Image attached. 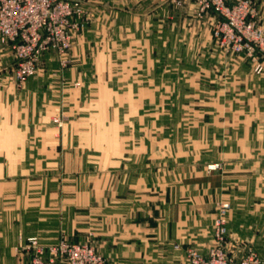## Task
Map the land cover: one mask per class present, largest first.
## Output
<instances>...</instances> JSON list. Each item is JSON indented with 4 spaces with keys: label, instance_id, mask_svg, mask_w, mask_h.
I'll list each match as a JSON object with an SVG mask.
<instances>
[{
    "label": "crops",
    "instance_id": "1",
    "mask_svg": "<svg viewBox=\"0 0 264 264\" xmlns=\"http://www.w3.org/2000/svg\"><path fill=\"white\" fill-rule=\"evenodd\" d=\"M122 1L105 7L116 16L115 30L140 32L146 45V17L162 15L165 21L179 11L165 5L168 0ZM255 4L256 20L264 24V0ZM121 16L125 24L117 22ZM164 25L152 29L162 37ZM99 37L92 47L78 36L63 59L66 66L54 53L43 55L23 85L16 80L12 49L0 44V264H23L20 245L31 237L45 246L63 238L93 240L108 264H186L190 246L207 254L218 200L232 206L230 254L241 257L252 249L264 258V73L238 56L237 89L245 102L222 106L248 112L222 117L229 128L222 141H242L250 149L227 150L224 156L233 160L204 177L176 180L174 167L166 183L164 170L149 166L148 149L134 146L133 120L125 118L127 111L143 107L130 95L147 93L148 86H119L118 74L109 70L134 57L149 62V55L130 56L131 36L109 42ZM116 46L126 54H117ZM227 60L223 54L205 58L209 88L226 91L232 85L225 83L235 78L223 66Z\"/></svg>",
    "mask_w": 264,
    "mask_h": 264
},
{
    "label": "rangeland",
    "instance_id": "2",
    "mask_svg": "<svg viewBox=\"0 0 264 264\" xmlns=\"http://www.w3.org/2000/svg\"><path fill=\"white\" fill-rule=\"evenodd\" d=\"M79 2L83 11L81 26L71 31L70 46L65 50L47 51L43 55L54 53L60 57L62 65L66 66L67 63L63 59L73 50L76 39L80 35L87 38L92 47L95 41L99 42L101 35L106 42L115 41V39L124 41L127 35L133 38V45L129 48L130 56L131 54L140 56L144 53L149 55V62L136 61L134 57L135 60L131 59L129 62L114 63L109 70L118 74L119 86L131 87L133 85L135 88L144 86V89L148 86L147 93L130 95L132 97L130 101H133V104H141L143 107L139 111H127L125 118L133 120L131 131L136 137L134 146L142 145L144 151L148 149L149 166L152 169L164 170L166 175L161 177L166 183L170 182L169 177L172 175L169 173L172 174L174 167L179 169L176 171V180L179 175L182 179L189 178L191 175L204 177L213 172L223 171L227 167L226 162L233 160L224 156L227 150L235 152L250 149L248 144L242 141L229 142L226 139L223 142L221 139V136L229 132V128L221 124L222 117L234 116L233 118H236L239 113L245 116L248 112L228 111L222 108L223 105L228 108V105L240 104L245 100L243 95H238L240 93L237 89V57L241 55L226 50L221 40L215 37L216 15L211 12H202L195 0H168L165 5L170 8L176 7L179 11L176 16L165 15V21L162 15L146 17L145 22H148L150 26L148 35L143 36L149 40V45H146L140 41L142 39L140 32L128 33L125 29L115 30L116 16L110 15L106 10L110 6H115L116 3H112V0H79ZM122 5H125V0L122 1ZM117 22L125 24L126 17L121 16L120 21ZM135 22L140 21L135 20ZM158 22L165 24L162 37L156 29H152L153 26H157ZM119 45L121 46V43L118 42ZM118 46L114 50L117 54L124 56L126 54L124 47L122 52ZM89 53L93 54L92 48ZM109 53L107 48V54ZM222 54L228 58L223 66H226V71L231 77L235 76L234 79H227L228 75L223 78L224 81L227 79L225 83L232 84L229 85L230 87L227 85L229 88L226 91L225 89H212L206 85L209 76L205 69L207 67L204 62L205 58L222 56ZM158 55L162 58L160 62ZM245 60L251 66L254 65L251 59L245 57ZM163 73L164 77H162ZM174 73L176 75H173ZM218 81L221 82L220 79ZM55 124L62 128V119L56 118ZM238 130L239 127H232V131ZM139 141L143 143L140 144ZM199 191L203 190L199 189ZM221 202L228 201L218 200L215 203V216L209 230L211 241L207 251L214 244L215 220L218 205ZM33 238H36L38 245L44 248L43 258L47 261L50 259V247L66 241L91 247L102 257L104 264H108L107 258L92 243L93 240L75 243L63 238L54 246H45L38 237L28 238L21 243L20 249L25 255L23 264H31L34 259L35 249L30 241ZM191 249L200 251L197 247L190 246L186 257Z\"/></svg>",
    "mask_w": 264,
    "mask_h": 264
},
{
    "label": "built area",
    "instance_id": "3",
    "mask_svg": "<svg viewBox=\"0 0 264 264\" xmlns=\"http://www.w3.org/2000/svg\"><path fill=\"white\" fill-rule=\"evenodd\" d=\"M202 12L217 16L214 35L226 50L252 60L255 72L264 73V24L257 22L255 0H195ZM83 11L79 0H0V44L12 49L17 60L16 80L25 83L37 70L47 51L70 46L71 31L81 26ZM229 202L218 205L214 244L206 255L188 251L186 264H264V258L249 249L243 256L230 254ZM31 264H104L91 247L62 241L50 247V259L36 238Z\"/></svg>",
    "mask_w": 264,
    "mask_h": 264
}]
</instances>
